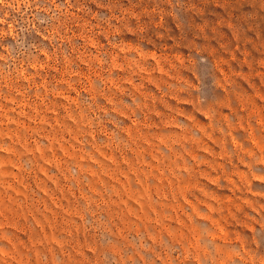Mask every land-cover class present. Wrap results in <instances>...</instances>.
<instances>
[{
    "label": "rangeland",
    "instance_id": "1",
    "mask_svg": "<svg viewBox=\"0 0 264 264\" xmlns=\"http://www.w3.org/2000/svg\"><path fill=\"white\" fill-rule=\"evenodd\" d=\"M0 264H264V0H0Z\"/></svg>",
    "mask_w": 264,
    "mask_h": 264
}]
</instances>
